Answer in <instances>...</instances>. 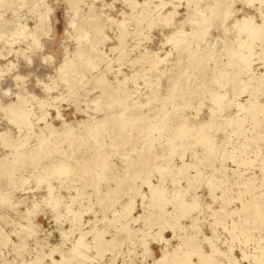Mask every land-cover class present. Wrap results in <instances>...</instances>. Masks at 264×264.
Returning a JSON list of instances; mask_svg holds the SVG:
<instances>
[{"label":"rangeland","instance_id":"rangeland-1","mask_svg":"<svg viewBox=\"0 0 264 264\" xmlns=\"http://www.w3.org/2000/svg\"><path fill=\"white\" fill-rule=\"evenodd\" d=\"M6 1V5L0 6V132L7 131L13 141L27 140L26 145L20 151H23L24 155L27 156L33 154L29 157L20 158L13 166L6 167L0 171V234L7 235V239H0V264H3V262L28 264L33 262L38 256H42L39 264H53L52 258L55 261H61L60 254L62 251L66 261H61L59 264H80L79 261L82 263L84 259H81L82 257L78 255L76 257L71 255L72 243L77 240L79 237L78 233L81 232L86 233L84 240L90 243L92 242L93 233H97V231L106 233L104 239H112L114 246L109 251L103 252L102 258L96 255V250H93L94 248L92 247L85 248L86 250H83V247L79 248V252L85 251L87 253L86 256L90 257L89 260L85 258L87 264H108L111 261H113V264H131L132 262L133 264H154L153 260L155 258H160L163 251L171 253L180 244L181 237L191 235L190 233L194 231L193 229H196L199 241H201L203 236L210 237L215 244L217 243V248L225 254H227V248H233L232 255L239 261L238 264H255L251 257L256 255L254 249L257 250V247H259L258 243L263 245L259 241L261 232L250 230V239L245 234L233 239L230 231L224 229V227L230 230L232 221L237 222L241 213L229 214L226 217L222 215L241 206L240 200H237V195L243 191L241 186L243 179L251 176L255 178L254 185L256 184V190L253 191L255 193L259 192V189H257L258 184L264 187V181L262 182L261 180L262 171L259 168V162L264 156V139L256 142L247 139H251L256 133L253 123L258 122V128L264 129V116L259 114V109L264 104V91L260 89L251 95L250 88H246L240 93L242 83L239 82V79H246L244 76L241 77L237 74L233 77L232 74L236 71L227 65L229 54H227L226 50H230L232 47H236L234 45H237L236 40H234L237 36L235 35L237 31L233 32L236 29L231 27L234 25V20L240 19L244 14H247L252 18L254 24H261L263 19H261L262 16L260 15H262L261 9L264 4L260 7V13H258L255 10V7H258L257 4H253L254 7H252L244 2L246 0H224V4L229 5L232 14L222 23L221 29H210L207 39L204 38L203 42L199 43L200 45H196L190 38H184L177 45L169 42V45L165 35L169 36L173 27H165L160 21L155 20L150 25L151 27L146 26L147 20L140 21L139 24H141L139 25L136 17L140 8L132 9L125 0H41L37 4H32V0ZM135 1L142 3L144 0ZM164 1H171L173 5H178L174 22L183 21V25H178V27L180 26L182 30L190 32L191 26L187 22V16L191 14L190 11L197 8L206 11L205 8L208 4L221 0H199V2L196 0L198 3L195 0ZM154 3L157 2L154 0ZM47 8L49 9L47 28H45L44 32L34 34L38 13L43 12ZM171 9L172 7L169 5L164 11ZM93 17L96 18V21L92 19ZM121 17L122 21L124 20L122 25L124 31H131L124 38L123 49L125 52L122 49V53H120V48L116 47L118 45L117 37L120 27L117 25H119L118 22L121 21ZM136 30L137 32H135ZM215 30L218 31L216 32ZM82 32L85 33L86 36L84 37L87 39H78ZM28 33H32L34 36H28ZM216 39H220V43ZM239 39L246 41V35L240 34ZM215 41L217 44H215ZM249 43L250 41L248 40L247 43L245 42L246 46L243 44L244 47L241 45L242 47L238 48V50L251 62V72L257 75L264 72V54L262 56L258 55L261 50L264 51V38L254 40L251 43L252 56L247 53V47H249L247 45ZM91 47H95L99 51L101 59L105 56L102 61L93 60L94 69L85 63L88 56L84 55L82 59L78 57L79 53L85 54L87 52H90L89 56L91 58L95 56L90 51ZM208 48H215L219 54L212 61L203 59L195 67V61L200 60V56ZM144 51L154 52L161 58L166 57L163 61L166 64L159 63L156 69L150 71H147L149 68L145 63L142 65L141 61H139L140 63L136 62V66L135 63L130 64L129 61L138 57ZM119 54H123L121 60L116 59ZM65 59H70L73 64L66 67L64 75L60 73L59 66L62 65ZM109 62L111 70L104 73L102 70ZM138 63L142 66L138 65ZM163 67L164 69H162ZM167 68H169V72H167ZM130 73H135V75L131 74V76H128ZM136 73H138V76ZM113 74L117 75V79L123 76L127 77L128 81L131 78L134 79H131L129 83L126 81L125 86L131 93L136 91L139 93L131 94L132 96L135 95L134 97L137 100L134 97H130L131 100H128V98L126 99L127 101L124 100L126 102L115 103L109 101L111 102L109 103L106 99L107 97H104L105 95L102 97L105 99L96 100L101 94V90L105 92L109 89L108 87L101 88L102 85L98 83L97 79L102 76L108 85L115 87ZM159 74L162 76L160 77ZM215 75L218 79L227 75L228 77L224 78L225 80L235 78V81L232 83L228 82V86L218 87L216 85L218 80ZM128 77L131 78L129 79ZM141 77L145 79L143 80ZM155 77L157 78L155 79ZM153 80L157 82L155 83ZM174 80L177 81L176 83L179 87L181 86L180 90L176 91L174 100L166 102L163 110L169 113L173 124L175 123L174 120L185 122L186 125L191 127L207 123V128L205 129L209 132L212 142L218 146L214 154L209 155L205 151L206 147L203 144L195 143L192 137L186 139V142L182 141L184 143L181 142V144L178 140H175L176 143L170 146L165 136L172 137L173 127H169L165 136H162L159 141H154L151 148L146 147L143 149V146L147 145L148 142L144 140V134H138L137 128H142L145 125L146 118L152 119L156 113L155 111H158L157 109L160 107V99L168 95V90ZM142 83L146 84L143 85ZM45 86L49 92H46ZM148 88L152 90H147ZM154 91L156 93L157 91L159 92L155 93V95ZM213 92L227 93L231 103L244 107L245 101L254 96L259 104L251 111L256 115L251 118L250 115L244 114L248 108L235 107L233 104L220 107L221 110H218L219 105L211 99V93ZM18 98L22 99L23 106L30 110L31 121L44 116V121L49 125V128L55 129L56 133L61 131L58 135H62L64 129L68 128L74 130L79 136L71 139L70 142L69 140L61 142L56 139L55 135H50L47 132L48 128H44L42 121L37 122V128L33 131L31 130V132L29 131L32 135L29 132L28 135L27 131H24L26 130L25 128H22V126L20 128L16 127L17 125L9 120L11 114L5 110V107L9 104L16 103ZM92 100H96V103ZM102 100L103 102L105 100V102L101 103ZM139 103H146V105H139ZM122 104L124 107H122ZM260 104L261 106H258ZM134 105H138V107ZM129 107L132 112L128 110ZM119 109L123 110L120 114L121 116L119 115ZM210 109L215 112L212 119L209 117ZM257 110L258 112H255ZM57 112H59V118L57 117ZM124 112L127 113L124 114ZM116 114L117 116L114 118ZM150 114L151 116L149 117ZM122 116H124L123 119ZM226 116L233 117L229 118L231 120H241V130H244V133H234L233 124L228 125L224 122V117ZM105 117L109 120L105 131L94 137L84 134L83 130L87 123L98 121ZM253 119H255L254 122ZM63 123L67 126L64 127ZM123 123H126L124 128H122ZM38 128L44 129L42 132L49 139L50 144L54 143V141H56V144L54 143V146L41 150L39 141L34 136L35 132L38 133ZM110 145H113V147ZM30 150L32 151L29 153ZM62 151H64L63 154L65 153V158L63 159H67L70 172L68 174L52 173L49 169L57 163V160L62 159L59 155ZM149 152L154 155L149 156L151 164L153 163L150 168L148 167V170L151 169L148 174L149 180L151 184L158 185V177L162 173L163 182L161 185L166 189V197L169 200L163 203L165 210L163 208L161 211L158 208V203L149 204L150 193H148V188L144 184L141 185L142 177L138 173L139 166H136L141 160V156L146 158ZM14 153V149H4L0 146V161L4 157L7 161H11ZM106 154L109 169L103 173L102 179L98 182L96 186L98 192L96 193L92 184L93 176L98 171L99 161L101 159L106 160ZM231 156L234 157L232 158L234 160L230 158ZM132 158L135 161L129 168L130 171H136L135 177L127 178L128 176L125 174L126 170H129L127 164H130L129 160H133ZM200 158L202 159L201 163H198ZM187 163L197 165V169L189 168L187 171L188 178L192 177V174L195 175L197 173L195 183L193 182L192 186H189L187 183L188 178L186 179V177H181L178 180L179 184L178 181L175 182L176 184L173 183L171 178L173 177L174 167H181ZM198 169L200 172H195L199 171ZM213 178L223 180V185L216 187L217 189L213 190L214 192H212L211 185L208 182ZM115 182H121L122 184L116 187ZM181 187L186 188L187 191L183 201H190L193 197H199L196 210L187 209L184 217H179L180 212L177 207L172 202L169 203L172 200L171 198L176 196L172 191ZM188 187L191 189L189 190ZM112 188L113 192L108 191ZM138 188L139 191L137 190ZM76 189L79 190L78 194L80 196L78 197H75ZM49 190L60 201L57 211L51 209L49 204L43 200ZM222 190L225 191L224 195H222ZM138 192L145 196L142 198L143 200L138 195ZM133 195L134 198H131L130 196L133 197ZM72 196L75 199L71 202ZM248 197V194H243L241 200L246 201ZM221 199H227L228 201L225 200L224 206L220 207V218L223 220L216 223L214 217L216 213L213 215L210 212L219 209L220 203L223 202ZM129 201H132L131 206L133 205L132 209L134 211L132 215L134 217L138 215L139 217L134 223L130 220L127 221V227L130 228L127 231L123 230L121 225H119L120 222L116 220V214ZM146 202L148 206L147 204L145 206ZM35 205H39V208H36ZM67 206L72 211L82 213L80 214L81 222H78V225L74 226L73 229L70 224L72 223V216L69 212L67 213ZM25 214L28 215L25 216ZM25 217L31 219L29 220L33 229L30 233L25 230ZM115 220L116 222H113ZM168 223L174 224V230L168 228ZM192 224H194V228ZM113 225H115L114 228ZM238 226L236 224V227ZM23 227L25 229H22ZM163 227L164 231H162ZM250 228H252V225H250ZM64 230L67 231L66 237L61 235ZM160 236L166 240L168 239V242L165 243L159 240L161 239ZM243 237L247 240V243L243 242L245 240ZM144 243H146V246L143 245ZM200 243L203 250L209 252L208 244L204 243V241ZM90 244L93 246V242ZM53 246L59 247L57 253L50 251ZM242 252L248 255L247 259H241ZM49 254L52 255L50 256ZM94 254L100 260L97 258L98 260L96 259V261V257H92ZM215 258L219 262L224 260L220 255ZM192 260L197 262L195 258H192ZM87 261L90 262L88 263ZM201 264L210 263L203 262ZM261 264H264V260Z\"/></svg>","mask_w":264,"mask_h":264},{"label":"bare ground","instance_id":"bare-ground-1","mask_svg":"<svg viewBox=\"0 0 264 264\" xmlns=\"http://www.w3.org/2000/svg\"><path fill=\"white\" fill-rule=\"evenodd\" d=\"M39 1H41V0H32V4H37ZM157 3H154V0H144L142 3H138V2H136L135 0H125V2H127L129 5H130V7L132 8V9H134V8H137V7H139L140 9H139V12H138V16L136 17L137 19V23L139 24V22L140 21H142V20H147V27H151L150 25H152L153 23H154V20L155 21H160L161 22V24L163 25V26H165V27H173V30H172V32H171V34L169 35V36H166L165 35V37H167L166 38V41L169 43H171V44H173V45H177L178 43H180L184 38H190L191 40H193L195 43H196V45H200L199 43H202L203 42V40H204V38H206L207 37V34H208V32L210 31V29H213V28H217V29H221V26H222V23L224 22V21H226L230 16H231V14H232V11L230 10V7H229V5H226V4H224V0H221V1H219V2H214V3H211V4H208L207 5V7L205 8L206 9V11H204L203 9H198L195 5H194V7H196L197 9H192L191 11H190V15H188L187 16V22L190 24V32H188V31H184V30H182L181 29V27L179 28L178 27V25H181L182 23H183V21H181V22H179V23H175L174 22V17H175V15L177 14V12H176V8L178 7V5H173L172 4V2L171 1H164V0H155ZM177 1H179V0H177ZM181 1V0H180ZM196 1V0H195ZM7 1L6 0H0V6H2V5H6L7 3H6ZM198 2H199V0H198ZM197 1H196V3H198ZM244 2H246L247 3V5H251L252 7H254V5L253 4H257L258 5V7H255V10L258 12V13H260V7L263 5L262 4V0H246V1H244ZM195 4V3H194ZM169 5H171V7H172V9L171 10H165L164 11V9L167 7V6H169ZM123 13V12H122ZM48 14H49V9L47 8V9H44V11L43 12H39L38 13V18H37V20H36V24H35V26H34V34L35 33H37V32H44V30H45V28H47V20H48ZM262 14V13H261ZM127 15H129V14H127ZM126 15V16H127ZM260 16H262V15H260ZM92 19H94L95 21H96V18L95 17H93ZM121 21L120 22H118V24L119 25H117L118 27H119V35H118V37H117V40H118V45L116 46L117 48H120V53H122L121 52V50L124 48L123 47V42H124V38L131 32H125L124 31V29L122 28V25L124 24V20L122 21V17H121V19H120ZM131 20V19H130ZM94 24V23H93ZM129 24V23H128ZM138 24H137V26H138ZM141 24V23H140ZM139 24V25H140ZM234 25L233 26H231V27H234V29H236V30H234L233 32H235V31H237L236 32V34L235 35H237L236 36V38L234 39V40H236L235 42H236V44L237 45H234V46H236V47H232L230 50L228 49V50H226V52H227V54H229V58H228V62H227V65H228V67L230 66V67H232V68H234L233 70H235L236 72H234V74H232L233 75V77L234 76H236V74L238 75V76H244L245 77V79L246 80H244V79H239V82H241L242 83V87L240 88V93L242 92V91H244L246 88H250V90H251V95L252 94H255V92L256 91H258V90H263L264 91V72H262V73H260V74H257V75H255L253 72H251V68H250V66H251V62L247 59V58H245L246 56L245 55H243L242 53H240V51L238 50V48H241L242 46H243V44H245V42L247 43V41L249 40L250 41V43L247 45V46H249V47H247V53H248V55L250 56H252V54H251V43L254 41V40H261L262 38H264V19L262 20V22H261V24H254L253 22H252V18L251 17H249L247 14H244L240 19H235L234 20V23H233ZM183 25V24H182ZM71 26H72V24H71ZM93 27H95V25H93ZM129 27V26H128ZM161 27V26H160ZM177 27V28H176ZM24 28H25V26H24ZM115 28V27H114ZM163 28V27H162ZM21 29H22V27H21ZM71 29H72V27H71ZM145 29H147L146 27H145ZM229 29V28H228ZM132 30V29H131ZM135 30V29H134ZM162 30V29H161ZM231 30V29H230ZM21 31V30H20ZM117 31V30H116ZM216 31V30H215ZM218 31V30H217ZM216 31V32H217ZM135 32H137V30L135 31ZM22 33V32H21ZM87 33V32H86ZM223 33H224V30H223ZM244 34V35H246V41H241V39H239V37H240V34ZM29 34V33H28ZM34 34H29L28 36H34ZM118 34V33H117ZM84 36H86L85 35V33L84 32H82V33H80V35L78 36V39L80 40L81 38H86V37H84ZM164 36V35H163ZM219 36V35H218ZM231 36V35H230ZM242 36V35H241ZM221 37H222V35H221ZM226 37V36H225ZM34 38V37H33ZM148 38V37H147ZM219 38H220V36H219ZM228 38V37H227ZM29 39V38H28ZM87 39V38H86ZM207 39V38H206ZM205 39V40H206ZM221 39V38H220ZM219 39V40H220ZM84 40V39H83ZM208 40H209V38H208ZM216 40H218V39H216ZM218 40V41H219ZM233 40V41H234ZM34 41V40H33ZM78 41V40H77ZM217 41V42H218ZM225 41V40H224ZM205 42V41H204ZM208 42V41H207ZM223 42V41H222ZM166 43V42H165ZM168 43H166V44H168ZM170 43H169V45H170ZM218 43H220V41L218 42ZM225 43V42H224ZM205 45H206V43H204ZM215 44H217L216 43V41H215ZM228 44V43H227ZM235 44V43H234ZM214 45V44H213ZM213 45H211V46H213ZM242 45V46H241ZM238 46V47H237ZM245 46H246V44H245ZM115 47V48H116ZM208 47V46H207ZM214 47H216L215 45H214ZM229 47V46H228ZM244 47V46H243ZM205 48V47H204ZM225 48H226V46H225ZM42 49V48H41ZM144 49V48H143ZM233 49H235V50H233ZM148 50V49H147ZM200 50V49H199ZM90 51H92L93 53H94V55L95 56H93L92 58L89 56L90 54V52H87V53H79V56L78 57H80L81 59L83 58V56L85 55V56H88V59L87 60H85V63L87 64V65H89V67H92L93 68V66H94V64H93V60H100V61H102V59L105 57H103L102 59H101V54L99 53V51H97L96 49H95V47H91L90 48ZM119 51V50H118ZM117 51V52H118ZM123 51H124V49H123ZM231 51H233L232 53H231ZM66 52V51H65ZM125 52V51H124ZM123 52V53H124ZM152 52V51H151ZM198 52V51H197ZM17 53V52H16ZM118 54V53H117ZM217 54H219L218 53V50H216L215 48H212V49H209L208 48V50H206V51H204V53H202V55L200 56V58H198V59H200V60H198L197 62L195 61V67H196V64L197 63H199V62H201L203 59H206V60H214V57L215 56H217ZM264 54V51L263 50H261L259 53H258V55L259 56H262ZM102 55H103V53H102ZM165 55V54H164ZM167 55V54H166ZM125 56V55H124ZM123 58V54H119L117 57H116V59L117 60H121ZM166 57H164V58H161V57H158L157 55H156V53H150V51H144V53H141L138 57H135L134 59H132L131 61H129L130 62V64L131 63H135V66H136V62H139V61H141V63H142V65H143V63H145L146 64V66L149 68V70H147V71H150V70H154V69H156L157 68V66H158V64L160 63H163V61H164V59H165ZM127 59V58H126ZM259 59H261V58H259ZM258 59V60H259ZM264 59V58H263ZM104 60V59H103ZM128 60V59H127ZM257 60V61H258ZM262 60V59H261ZM120 62V61H119ZM263 62V61H262ZM128 63V62H127ZM140 63V62H139ZM138 63V65H141V64H139ZM165 63V62H164ZM163 63V64H164ZM70 64H73V62H71V60L70 59H65L64 61H63V63H62V65L61 66H59V71H60V73L61 74H64L65 75V69H66V67H68V66H70ZM110 62L109 63H107L106 65H105V68H104V70H102V71H104V73H105V71H110L111 70V68H110ZM129 64V63H128ZM166 64V63H165ZM97 65V64H96ZM141 65V66H142ZM7 66V65H6ZM88 67V66H87ZM160 67V66H159ZM159 67H158V70H159ZM229 67V68H230ZM263 67H264V63H263ZM96 68V67H95ZM133 68V67H132ZM143 68V67H142ZM216 68V67H215ZM94 69V68H93ZM134 69V68H133ZM140 69V68H139ZM162 69H164V67L162 68ZM161 69V70H162ZM168 69V71L167 72H169V68H167ZM219 69V68H218ZM264 69V68H263ZM68 70V69H67ZM146 70H145V72H146ZM231 70V69H230ZM131 71H132V69H131ZM136 71H138L137 69H136ZM140 71V70H139ZM142 71V70H141ZM166 71V70H165ZM219 71V70H218ZM118 72V71H117ZM116 72V73H117ZM156 74H157V72L156 71H154ZM159 73H160V71H158ZM163 72V71H162ZM220 72V71H219ZM59 73V72H58ZM67 73V72H66ZM107 73V72H106ZM119 73V72H118ZM117 73V74H118ZM148 73V72H147ZM150 73H152V72H150ZM224 73H225V71H224ZM227 73V72H226ZM230 73V72H229ZM56 74H57V71H56ZM121 74V73H120ZM131 74L132 73H130L128 76H131ZM155 74V75H156ZM162 74V73H161ZM164 74H165V72H164ZM228 74V73H227ZM63 75V76H64ZM114 75V74H113ZM119 75V74H118ZM133 76L135 75V73L134 74H132ZM136 75L138 76V73H136ZM143 75V74H142ZM141 75V76H142ZM149 75V74H148ZM225 75V74H224ZM117 76V75H116ZM116 76L114 75L113 77L115 78V81L114 80H112V81H114L115 82V87H111L110 85H108V83H106V81H105V79L101 76V77H99L98 79H97V81H98V83L100 84V85H102L101 86V88H104V87H108L109 89L107 90V91H105V92H102V91H104V90H101V94L96 98V100L98 99V100H100V99H105V98H102L103 97V95H105L104 97H107L106 99H107V101L109 102V101H111V102H117V103H120V102H126L127 100V98H128V100L130 99V97H134V96H132L133 94H135V93H131V91H129V90H127V88H126V86H125V82L126 81H128V79H127V77H125V76H123L122 78H120V79H117L116 78ZM140 76V75H139ZM147 76V75H146ZM159 76L161 77L162 75H160L159 74ZM216 76V75H215ZM220 76V75H219ZM61 77H62V75H61ZM222 77V76H221ZM226 77H228L227 75L224 77V78H226ZM16 78H18L17 76H16ZM21 78V77H20ZM129 78V77H128ZM131 78V77H130ZM129 78V79H130ZM157 77H155V79H156ZM159 78V77H158ZM216 78H217V76H216ZM224 78H220V79H218L217 78V80H215V81H217L216 82V85H218V87H224L225 85H227V83L228 82H234L235 81V78H232V80H230L229 78L227 79V80H225ZM61 79V78H60ZM131 79H133V78H131ZM131 79H130V81H131ZM140 79V78H139ZM141 79H143L142 77H141ZM145 79V78H144ZM143 79V80H144ZM147 79V78H146ZM134 80V79H133ZM158 80V79H157ZM213 80V79H212ZM130 81H128V83L130 82ZM146 81V80H145ZM153 81H155V80H153ZM159 81V80H158ZM211 81V80H210ZM135 82V81H134ZM133 82V83H134ZM143 82V81H142ZM157 81H155V83H156ZM177 81L176 80H174V83L172 84V86L169 88V90H168V95L166 96V97H163V98H161V97H159V98H161L160 100V107H158V111H155L156 113H155V115L152 117V119H148V118H146V122H145V125L142 127V128H137V130H138V134H144L145 136L143 137L144 138V140L146 141V142H148V144L147 145H144L143 146V149L144 148H151L152 146V143L154 142V141H159L160 140V138L163 136H165V134L167 133V130H168V128L169 127H173L174 129L172 130V132H173V135H172V137H169L168 135H166L165 137H166V141H168L167 143L170 145V146H172V145H174L176 142H175V140H178V142H180V144H181V142L182 141H184V142H186L187 140L186 139H189L190 137H192V138H194V140H195V143H197V144H203L205 147H206V149H205V151L209 154V155H212V154H214V152L218 149V146L216 145V144H214L213 142H212V139H211V137L209 136V132L205 129V128H207V123H201V124H199L198 126H193V127H191V126H188V125H186L185 124V122H179V121H175L174 120V124L172 123L173 122V120L171 121L170 120V116H169V113L168 112H166V111H164L163 109H164V106H165V104H166V102H168V101H171V100H174V98L176 97L175 96V93H176V91L178 92L179 90H180V87H179V85H177V83H176ZM212 82V81H211ZM160 83V82H159ZM158 83V84H159ZM132 84V83H131ZM143 84V83H142ZM144 84H146V83H144ZM143 84V85H144ZM151 85V84H150ZM236 85V84H235ZM98 86V85H97ZM133 87H134V85H132ZM147 86H148V84H147ZM151 86H153V85H151ZM156 86H157V84H156ZM159 86V85H158ZM228 86V85H227ZM139 87V86H138ZM137 87V88H138ZM155 87V86H154ZM237 87V86H236ZM44 88H46V92H49L48 91V89H47V87L45 86ZM135 88V87H134ZM140 88V87H139ZM157 88V87H156ZM160 88V87H159ZM176 88H178L177 90H176ZM129 89H130V87H129ZM149 89H151V88H148L147 90H149ZM158 89V88H157ZM183 89V88H182ZM131 90V89H130ZM133 90V89H132ZM152 90V89H151ZM150 90V91H151ZM159 90V89H158ZM134 91V90H133ZM238 91V90H237ZM99 92V91H98ZM140 92V91H139ZM159 91H157V93H158ZM152 93H153V91H152ZM156 92L154 91V94H155ZM156 93V94H157ZM115 94V95H114ZM132 94V95H131ZM137 94H139L138 92H137ZM150 94V93H149ZM148 94V95H149ZM153 94V95H154ZM155 94V95H156ZM141 95V94H140ZM145 95V94H144ZM148 95H146V96H148ZM152 95V94H151ZM154 95V96H155ZM235 95V94H234ZM158 96V95H157ZM96 97V96H95ZM138 97H139V95H138ZM144 98H145V96H143ZM135 98V97H134ZM133 98V99H134ZM151 98H153L152 96H151ZM150 98V99H151ZM156 98H158V97H156ZM235 98V97H234ZM53 99H55V98H53ZM143 99V98H142ZM211 99H212V101L213 102H216L219 106V109L218 110H221L220 109V107H225L226 105L227 106H230L231 104H233V103H231V99L230 98H228L227 97V93H215V92H213V93H211ZM227 100V101H225V100ZM95 100V101H96ZM124 100H126V101H124ZM131 100V99H130ZM135 100H137L136 98H135ZM144 100V99H143ZM155 100H157V99H155ZM54 101V100H53ZM93 101V100H92ZM95 101H93L94 103H96ZM149 101V100H148ZM148 101H147V104H148ZM153 101V100H152ZM104 102H105V100H104ZM103 102V100H102V102L101 103H104ZM107 102V103H108ZM111 102H109V103H111ZM130 102V101H129ZM136 102H138V101H136ZM141 102H143V101H141ZM154 102V101H153ZM157 102V101H156ZM106 103V104H107ZM245 103L246 104H244L245 105V107L244 106H242V105H238V104H236V103H234L233 104V106H235V107H241L242 106V108H248V109H246L245 110V113L244 114H247V115H250L251 116V118H253V116L254 115H256L255 113H252V109H254L255 108V106L257 105V104H259V103H257V100H256V98L254 97V96H252L250 99H247L246 101H245ZM23 100L22 99H20V98H18L17 99V102L16 103H11V104H9L8 106H6L5 107V110L7 111V112H9L10 114H11V116H10V118H9V120L12 122V123H14V124H16L15 126L16 127H21L22 126V128H25L26 130H24V131H27V134L29 135V133L31 132V130L33 131L35 128H37V122H43L44 123V128H48L47 130V132H49L50 133V135L52 134V135H55V137H56V139L57 140H59V141H61V142H66L67 140H69V142H70V140L71 139H74V138H76L77 136H79L77 133H75V131L74 130H72V129H68V128H66V129H64V131H63V133H62V135H58V134H60V132L59 133H56L55 132V129H52V128H49V125L44 121V116H40V117H38V118H36V120L35 121H31L30 120V110L29 109H27L25 106H23ZM131 104V103H130ZM141 103H139V105H140ZM149 104H151V103H149ZM217 104H215V105H217ZM243 104V103H242ZM111 105V104H110ZM127 105V104H126ZM133 105V104H132ZM141 105H146V103H144V104H141ZM221 105V106H220ZM43 106V105H42ZM102 106H104V105H102ZM107 106V105H106ZM134 106H136V105H134ZM134 106H132V108H134ZM149 106V105H148ZM148 106H146V107H148ZM258 106H261V104L260 105H258ZM98 107H99V105H98ZM120 107V106H119ZM122 107H124L123 106V104H122ZM136 107H138V105L136 106ZM140 107V106H139ZM217 107V108H218ZM130 108V107H129ZM128 108V110H130V112H132L131 111V108L129 109ZM150 108V107H149ZM156 108V107H155ZM99 109V108H98ZM121 109V108H120ZM119 109V110H120ZM123 110L125 109V108H122ZM142 109V108H141ZM165 109H167V108H165ZM216 109V108H215ZM97 110V109H96ZM123 110L121 111L120 110V113H119V115L121 114V112H123ZM126 110V109H125ZM133 110V109H132ZM138 110H139V108H138ZM252 110V111H251ZM127 111V110H126ZM141 111V110H140ZM152 111V110H151ZM150 111V112H151ZM107 112V111H106ZM106 112H105V114H106ZM110 112V111H109ZM255 112H258V110L257 111H255ZM83 113V112H82ZM118 113V112H117ZM125 113H127V112H124V114ZM129 113V112H128ZM140 113V112H139ZM138 113V114H139ZM214 110L213 109H210V114H209V117H210V119H212L213 117H214ZM219 113V112H218ZM135 114V113H134ZM149 114V113H148ZM161 114V115H160ZM172 114V113H171ZM208 114V113H207ZM259 114H262V116H264V104H262V106L260 107V109H259ZM113 115V114H112ZM123 115V114H122ZM127 115V114H126ZM144 115V114H143ZM147 115V114H146ZM160 115V116H159ZM33 116H34V114H33ZM59 116V112H57V117ZM116 116H117V114L115 115V117L114 118H116ZM121 116V115H120ZM120 116H118V117H120ZM151 116V114L149 115V117ZM60 117V116H59ZM58 117V118H59ZM108 117V116H107ZM107 117H105V118H103V119H101V120H98V121H91L90 123H87L86 124V126H85V128H84V130H83V132H84V134L86 133V134H89L90 136H95V135H97V134H99V133H101V132H103V131H105L106 129H105V127H106V125H107V122L109 121L108 120V118ZM123 117L124 116H122V119H123ZM186 117V116H185ZM92 118V117H91ZM229 118H233V117H229V116H226V117H224V122L226 123V124H233V126H234V133H244V130H241V127H242V122H241V120H235V119H229ZM90 119V118H89ZM112 119V118H111ZM127 119V118H126ZM134 119V118H133ZM256 119V118H255ZM255 119H253V122L255 121ZM113 120V119H112ZM121 120V119H120ZM125 120V119H124ZM130 120H131V118H130ZM136 120V119H135ZM142 120V119H141ZM185 120V119H184ZM188 120V119H187ZM222 121V120H221ZM117 122V121H116ZM127 122V121H126ZM211 122V121H210ZM241 122V123H240ZM12 123H11V125H12ZM62 123V122H61ZM85 124V123H84ZM254 125H253V128L255 127L256 128V133H254V135H253V137L250 139V138H247L249 141L251 140L252 142H256L257 140H263L264 139V129H262L261 130V128L259 129L258 128V122H255V123H253ZM64 127H66L67 125L65 124V123H63L62 124ZM203 125V126H202ZM24 126V127H23ZM124 127H126V123H123V125H122V128H124ZM219 129V128H218ZM42 130H44L43 128H38L37 129V131H38V133H34V136L37 138V140L39 141V144H40V149L41 150H43V149H46V148H48L49 146H54L56 143V141H54V143H49V139L48 138H46L45 136H44V134H43V132H42ZM210 130V129H209ZM30 131V132H29ZM36 131V130H35ZM29 132V133H28ZM21 133H22V131H21ZM31 135H32V133H30ZM81 134H83V133H81ZM194 136V137H193ZM26 137V136H25ZM24 138V137H23ZM168 138H170V139H168ZM28 139H29V136H28ZM184 142H182V143H184ZM26 143H27V140H25V139H22V140H19V141H13L12 139H11V137H10V135H8V132L7 131H4V132H0V146L1 147H3L4 149H14L15 150V153L12 155V158H11V161H7L6 160V158L4 157L3 159H1V161H0V171L1 170H4V168H6V167H9V166H13L14 164H16L17 162H18V160L20 159V158H24V157H29V156H31L32 154H30V155H24V153H23V151H20V149L21 148H23L25 145H26ZM72 143V142H71ZM70 143V144H71ZM242 145V144H241ZM110 146H112L113 147V145H110ZM30 148V147H29ZM172 148V147H171ZM32 149H34V148H32ZM37 149V148H36ZM25 150V149H24ZM35 150V149H34ZM27 151V150H26ZM32 150H30L29 151V153L31 152ZM198 151V150H197ZM55 152H57V151H55ZM63 152L64 151H62L59 155H60V157L62 158V159H60L59 161L57 160V163H55L54 165H52L51 166V169H49L52 173H56V174H68L69 172H70V169H69V164L67 163V159H63V158H65L64 157V155H65V153L63 154ZM206 153V154H207ZM171 154V153H170ZM150 155H153V153L151 154V152H149V155H147V157L145 158V157H143V156H141L142 158H141V160L138 162V164H136V166H139V171H138V173H139V175H141V177H142V179H141V185H145L147 188H148V193H150V195H149V197H150V203L149 204H156V203H158L159 205V210L161 211V210H163V208H164V205H163V203L165 202H168L169 200L167 199V197H166V193L165 192H167L166 191V189L163 187V185H161V183L163 182V176H162V173H160L159 174V183H158V185L157 184H151V182H150V178H149V176H148V174H149V172H150V170H148V167L150 168L151 166H152V164H151V159L149 158V156ZM194 155V154H193ZM109 156V155H108ZM138 156H140V155H138ZM154 156V155H153ZM172 156V155H171ZM105 157H106V160L105 159H101L100 161H99V164H98V166H99V168H98V171L97 172H95L94 173V176H93V188H94V190H95V192L97 193L98 192V189H96V186H97V184H98V182L102 179V175H103V173L105 172V171H107L108 169H109V164H107V154L105 155ZM151 157V156H150ZM159 157V156H158ZM166 157H167V155H166ZM9 158V157H8ZM7 158V159H8ZM157 158V157H156ZM169 158V157H168ZM231 159L232 158H234L233 156H231L230 157ZM133 159V158H132ZM165 160V159H164ZM202 159L200 158V159H198V163H201L200 161H201ZM232 160H234V159H232ZM135 160L133 159V160H129V162H130V164H127V166H128V168H129V166L131 167L134 163ZM197 163V164H198ZM245 163H247V162H245ZM260 170L262 171V177H261V180H262V182L264 181V156L261 158V160H260ZM199 165V164H198ZM169 166V165H168ZM163 167V166H162ZM166 168V167H165ZM175 169H174V171H173V177L171 178L172 179V181H173V183H175V182H177L181 177H186V179L188 178V175H187V171H188V169L189 168H196L197 169V165H195L194 163L193 164H189V163H187V164H183L181 167H174ZM195 169V170H196ZM126 170V169H125ZM163 170V169H162ZM193 170V169H192ZM194 170V171H195ZM199 170V169H198ZM172 171V170H171ZM203 171V170H202ZM260 171V172H261ZM195 172H200V170L199 171H195ZM135 173H136V171H130V168H129V170H126V175L128 176L127 178H133V177H135ZM172 173V172H171ZM194 173V172H193ZM195 174V173H194ZM199 174V173H198ZM115 175V174H114ZM196 175H197V173L195 174V175H193L192 174V177H190V178H188V180H187V183L189 184V186H192V184H193V182L194 181H196ZM241 175V174H240ZM115 176H117V175H115ZM125 176V175H124ZM157 176V175H156ZM191 176V175H190ZM112 177V176H111ZM126 177V176H125ZM119 178V177H118ZM117 178V179H118ZM116 179V178H115ZM121 179V178H120ZM119 179V180H120ZM186 179H184L185 181H186ZM107 180V179H106ZM112 180H113V177H112ZM123 180V179H122ZM183 180V179H182ZM198 180V179H197ZM214 180H216L215 178H213V179H211L210 181H208L209 182V184L211 185V189H212V192H214L213 190H215V189H217L216 187H219V186H221V185H223V180H216V181H214ZM171 181V182H172ZM116 183V182H115ZM195 183V182H194ZM254 183H255V178L254 177H248V178H245V179H243L242 181H241V186L243 187V191L242 192H240L238 195H237V200L239 199L240 200V203H241V206L238 208L237 207V209H233L232 211L231 210H229L228 212L229 213H227V214H223L222 216H224V217H226L227 215H229V214H237V213H241V215L239 216V219H238V221L237 222H235V221H232V226H231V229L229 230V228H225L224 227V229H227L228 231H230V233H231V235H232V237H233V239H236L237 238V236H241V234H245V236H247L248 237V239H250V234H249V232H250V230H258L259 231V233L261 232V235H260V237H259V241L263 244V245H260V243H258V246L259 247H257V250L256 249H254V253L256 254V255H254V256H252L251 258H252V261H253V263H255V264H261V262L264 260V187H262V185H259L258 184V186H257V189H259V192L258 193H255V192H253L254 190H256V187H255V185H254ZM122 183L120 182V183H116V187H118V186H120ZM176 184V183H175ZM178 184H179V181H178ZM261 184V183H260ZM173 185V184H172ZM230 186V185H229ZM138 187V186H137ZM136 187V188H137ZM139 188H140V186H139ZM139 188L137 189L138 191H139ZM209 188V187H208ZM131 189V188H130ZM188 189H189V187H188ZM191 189V188H190ZM189 189V190H190ZM108 191H111V192H113V188L112 189H110V190H108ZM209 191H211V190H209ZM258 191V190H257ZM78 192H79V190L78 189H76L75 190V197H78V196H80L79 194H78ZM174 194H176V196L175 197H173V198H171L172 200H170V202L169 203H173L174 204V206L175 207H177V210H179V212H180V215H179V217H184L185 216V211H187V209H190V210H196V207H197V205H198V203H199V197H193L190 201H183V198H184V195H185V193L187 192L186 191V188H184V187H181V188H179V189H174L173 191H172ZM224 190H222V195H224ZM128 193V192H127ZM139 193V192H138ZM130 194V193H129ZM172 194V193H171ZM189 194V193H188ZM243 194H245V195H247L248 194V198L246 199V201H242L241 200V198H242V196H243ZM131 195V194H130ZM140 197H141V199L143 198V197H145V196H143L142 195V193H139L138 194ZM168 196V195H167ZM75 197L74 196H72L71 197V202L75 199ZM131 198H134V195H133V197L132 196H130ZM148 197V198H149ZM102 199V198H101ZM43 200H45V202H47L48 204H49V206H50V208L51 209H54V210H56L57 211V207H58V203H60V201H59V199L56 197V195L51 191V190H49V192L47 193V196L46 197H44L43 198ZM143 200V199H142ZM222 200V199H221ZM225 200H227V199H224V200H222L223 202H221L220 203V205H219V209L218 210H216V211H211L210 213L211 214H215V222L216 223H219L220 221H222L223 219L222 218H220V215H221V213L219 212L220 211V207H222V206H224V204H225ZM228 201V200H227ZM131 204H132V201H129V203H127V204H125L124 205V207H122V209L119 211L118 210V212H117V218H116V220H118L119 222H120V224L119 225H121V228L123 229V230H129L130 228H128L127 227V221L128 220H130L131 222H133L134 223V221H137V218L139 217L138 215L136 216V217H134L133 215H132V212L134 211L133 209H132V206H131ZM146 204H147V202L145 203V206H146ZM168 205V204H167ZM170 205H172V204H170ZM36 206V205H35ZM147 206H148V204H147ZM135 207V206H134ZM164 210H165V208H164ZM66 211H67V213L69 212V214H71V216H72V219H71V222L72 223H70L71 224V228L73 229V227L74 226H77L78 225V222H81L80 221V214H82V213H80V212H75L74 210L72 211V210H70V208L67 206L66 207ZM29 212V211H28ZM173 213V212H172ZM29 214V213H28ZM28 214H25V216H27ZM32 214V213H31ZM115 214V213H114ZM176 214V213H175ZM68 215V214H67ZM151 215V214H150ZM218 215H219V217H218ZM20 216V215H19ZM114 216V215H113ZM113 216H112V218H113ZM176 217H178V216H176ZM178 217V218H179ZM217 217H218V219H217ZM223 217V218H224ZM26 218V217H25ZM24 218V219H25ZM65 218V217H64ZM150 218V217H149ZM154 218V217H153ZM177 218V219H178ZM30 219V218H29ZM28 219V217L26 218V225H25V228L23 227L22 229H25L26 230V232H32L31 230L33 229L32 227H31V223H30V220ZM116 220L115 221H113V222H116ZM225 220V219H224ZM118 221H117V223H118ZM129 221V222H130ZM192 221V220H191ZM112 222V221H111ZM146 222V221H145ZM116 223V224H117ZM223 223V222H222ZM251 223V224H250ZM112 224H114V223H112ZM130 224V223H129ZM148 224V223H147ZM236 224L237 225H239L238 227H236ZM248 224H249V226H248ZM250 225H252V228H250ZM39 226V225H38ZM114 226L115 225H113V228H114ZM153 226V225H152ZM168 228H171V230H174L173 229V227H174V224L173 223H168ZM146 227V226H145ZM192 227L194 228L195 226H194V224H192ZM37 228V227H36ZM147 228V227H146ZM181 228V227H180ZM250 228V229H249ZM116 229H119V228H116ZM185 230V229H184ZM194 231L193 232H191L190 234L191 235H184L183 237H181V242H180V244H178L177 245V247L176 248H174L173 250H172V252L171 253H167V252H165V251H163L162 252V255L160 256V258H158V259H154L153 260V263L154 264H201V263H203V262H207V263H210V264H238V260L232 255V251H233V248H231V247H229V248H227L228 250L226 251V253L227 254H225V253H223L219 248H217V246H216V244L213 242V240L210 238V237H205V236H203V238L201 239V241L203 242L204 241V243H206V244H208V247H209V252H206V251H204L203 250V248H202V246H201V241H199L198 239H197V231H196V229H193ZM106 231V230H105ZM162 231H164V227L162 228ZM161 231V232H162ZM67 231L66 230H64V231H62L61 232V235L62 236H65L67 233H66ZM116 232H117V230H116ZM5 233V232H4ZM106 234V233H105ZM105 234L103 233V232H98L97 231V233L96 232H94L93 233V237H92V242H93V246H91V244L90 243H92V242H90V243H87V242H85V240H84V237L86 236V233H78V235H79V237L77 238V240L74 242V243H72L73 244V247H72V249H71V255H74L75 257L78 255V256H80V257H82L81 259H84V261H82V263L79 261V263L80 264H87L86 262H85V258H86V260L88 259H90V257H88V256H86L87 255V253L85 254L84 252H82V251H80L79 252V248H82L83 247V250L85 249V248H88V247H92V248H94L93 250H96V255L99 257H101L102 256V253L104 252H106V251H109V249L110 248H112L113 246H114V243H113V240L111 239H109V240H107V239H104V236H105ZM227 234V233H226ZM229 235V234H228ZM7 235H3V234H0V239H7V237H6ZM66 237V236H65ZM201 237V236H200ZM110 238V237H109ZM160 238L161 239H159V240H161V241H163V242H165V243H167L168 241V239L166 240V239H164L162 236H160ZM244 238V237H243ZM245 239V238H244ZM214 241H215V239H214ZM243 242L244 243H247V240L245 239V240H243ZM258 242V241H257ZM223 243V242H222ZM90 244V245H89ZM144 246H146V243H144L143 244ZM166 247V246H165ZM183 247H185V249H183ZM52 249V248H51ZM79 249V250H78ZM58 250H59V247H55V246H53V249L52 250H50V251H52V253H57L58 252ZM86 250V249H85ZM164 250H165V248H164ZM225 250V249H224ZM87 251H88V249H87ZM63 252V251H62ZM62 252H61V261H64L65 259H64V254H62ZM50 253V252H49ZM242 254V258L241 259H247V257H248V255L245 253V252H242L241 253ZM50 256L52 255V254H49ZM48 255V256H49ZM89 255V254H88ZM95 255V254H94ZM92 256L93 258L94 257H96L95 258V260L98 258L96 255L95 256ZM104 255V254H103ZM222 256L223 258H224V260L222 261L221 259H219V258H217L218 260H221L222 262H219V261H217L216 260V258L215 257H218V256ZM49 256V257H50ZM90 256V255H89ZM131 257V256H130ZM51 258V257H50ZM102 258V257H101ZM129 258V257H128ZM132 258V257H131ZM192 258H195L196 260H197V262H194L193 260H192ZM80 259V260H81ZM99 259V258H98ZM97 259V260H98ZM127 259V258H126ZM41 260H42V256H38V257H36L35 258V260L33 261V262H31V263H28V264H39L40 262H41ZM52 260V263L53 264H59L60 262L59 261H55L53 258L51 259ZM96 260V261H97ZM100 260V259H99ZM111 260V259H110ZM109 260V261H110ZM66 261V260H65ZM92 261H94L93 259H92ZM95 261V262H96ZM51 262V261H50ZM88 263L90 262V261H87ZM123 262V261H122ZM129 263H130V261H129ZM3 264H10V263H7V262H3ZM90 264V263H89ZM108 264H113V261H111V262H109ZM122 264V263H121ZM131 264H133V262L131 263Z\"/></svg>","mask_w":264,"mask_h":264},{"label":"snow or ice","instance_id":"snow-or-ice-1","mask_svg":"<svg viewBox=\"0 0 264 264\" xmlns=\"http://www.w3.org/2000/svg\"><path fill=\"white\" fill-rule=\"evenodd\" d=\"M262 4H264V0H262ZM261 12H262V17H261V19H264V7H262ZM35 207H36V208H39V205H36Z\"/></svg>","mask_w":264,"mask_h":264}]
</instances>
